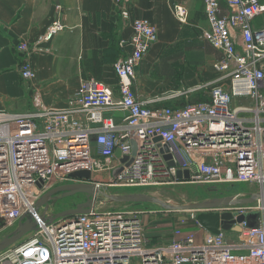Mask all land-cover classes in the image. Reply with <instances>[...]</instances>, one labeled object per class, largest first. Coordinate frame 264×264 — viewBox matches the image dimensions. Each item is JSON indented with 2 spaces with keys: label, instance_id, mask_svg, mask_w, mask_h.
<instances>
[{
  "label": "built area",
  "instance_id": "2783aa9c",
  "mask_svg": "<svg viewBox=\"0 0 264 264\" xmlns=\"http://www.w3.org/2000/svg\"><path fill=\"white\" fill-rule=\"evenodd\" d=\"M203 2L206 39L222 54L214 63L218 77L178 95L209 87L208 100L154 107L138 98L137 68L158 41V29L125 3L120 15L132 27V49L114 62L116 89L91 80L71 95L67 111L47 109L36 98L31 110L0 111V236L24 215L37 225L0 253V264H264V200L206 210L235 219L259 213L253 227L235 223L239 232L220 228L219 234L200 225V211L162 208L169 219L177 215L163 226L164 237L148 234L153 218L147 213L109 209L102 194L86 214L53 220L60 201L53 199L37 209L46 193L72 183L103 184L109 194L110 188L174 184L249 186L236 197L264 191V25L257 24L264 3ZM174 10L185 23L188 9L176 4ZM66 27L57 17L35 42L17 45L24 84L35 76L24 54ZM82 171L91 179L72 178ZM178 171H188L190 180L178 181ZM190 225L195 229L187 233Z\"/></svg>",
  "mask_w": 264,
  "mask_h": 264
},
{
  "label": "crops",
  "instance_id": "0c3cea01",
  "mask_svg": "<svg viewBox=\"0 0 264 264\" xmlns=\"http://www.w3.org/2000/svg\"><path fill=\"white\" fill-rule=\"evenodd\" d=\"M125 3L158 29V41L137 68L133 90L138 98L153 101L154 107L208 100L209 87L178 95L218 77L214 63L222 54L206 39L203 0H0V111L31 110L35 98L47 109L67 111L71 95L91 80L116 89L114 62L132 49V27L120 15ZM176 4L188 9L185 23L175 14ZM57 17L67 27L41 49L24 54L35 72L24 84L17 45L35 42ZM257 24L264 25V14ZM148 234L165 236L163 226L151 227Z\"/></svg>",
  "mask_w": 264,
  "mask_h": 264
},
{
  "label": "water",
  "instance_id": "95a60500",
  "mask_svg": "<svg viewBox=\"0 0 264 264\" xmlns=\"http://www.w3.org/2000/svg\"><path fill=\"white\" fill-rule=\"evenodd\" d=\"M160 140V138H157ZM133 152L135 155L137 151L136 142H132ZM168 158H171L169 155ZM129 158L125 157L122 161L126 162ZM128 162L127 164H129ZM174 162H170V166H174ZM119 171V170H118ZM117 171V172H118ZM72 178H82V179H91V173L89 171H82L72 174ZM176 179L178 181H188L190 180V174L188 171L184 173L181 171L177 172ZM103 184L96 183H72L66 184L46 193L37 204V209L41 206L48 204V202L53 199V203H56L58 200L63 199V197H69L74 195L83 194L86 196V201L80 204H77L74 208L64 210L57 214H54L53 220L59 219L62 217H68L79 214H86L92 211L94 204L98 198V194H102L107 198L108 203H152L160 206L161 208L167 209L169 211H200L197 218L200 225L207 231L219 234L220 228L224 231H234L239 232L241 228L238 225H233L235 223L246 222L248 227H253L258 220L259 213L252 212L249 214L239 215L235 219V215L225 212L218 213L212 211H206L211 209H216L219 207L230 206V205H247L253 204L258 200H264V191L251 193L245 197H236V196H226V197H216L205 201L200 202H190V203H181V204H172L169 200L156 197L151 194L146 193H129V194H109L104 189ZM36 222L34 221L31 215H24L18 226L9 232L6 236L0 239V253L10 246L17 243L29 232L36 229Z\"/></svg>",
  "mask_w": 264,
  "mask_h": 264
},
{
  "label": "rangeland",
  "instance_id": "374dc122",
  "mask_svg": "<svg viewBox=\"0 0 264 264\" xmlns=\"http://www.w3.org/2000/svg\"><path fill=\"white\" fill-rule=\"evenodd\" d=\"M262 1L264 2V0ZM207 49L208 51H214L210 45ZM206 99L207 96L204 98V100ZM247 186L248 185L211 186L201 184H174L159 188H110V191L113 194L146 193L169 200V202L172 204H181L186 202H200L216 197L235 196L236 194L247 192L249 187ZM83 201L84 197L82 194L63 197V199H60V201L56 205L57 212H62L64 210L74 208L77 204H80ZM108 208L124 211H141L145 214L147 213L148 216H151V218H153L152 225L154 226L155 230L160 228L162 229V226L166 227L167 222H169V215L160 214L159 211L162 210V208L152 203H111L108 205ZM178 212L179 214L182 213V211ZM169 213L170 212H166L165 214ZM194 229L195 227L193 225H190L187 228L186 232L188 233L194 231Z\"/></svg>",
  "mask_w": 264,
  "mask_h": 264
},
{
  "label": "trees",
  "instance_id": "16d2710c",
  "mask_svg": "<svg viewBox=\"0 0 264 264\" xmlns=\"http://www.w3.org/2000/svg\"><path fill=\"white\" fill-rule=\"evenodd\" d=\"M135 204H139V203H135Z\"/></svg>",
  "mask_w": 264,
  "mask_h": 264
}]
</instances>
